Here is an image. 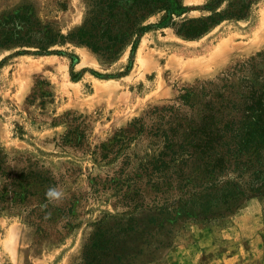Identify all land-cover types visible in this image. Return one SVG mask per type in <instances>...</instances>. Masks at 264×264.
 Segmentation results:
<instances>
[{"label": "rangeland", "instance_id": "1", "mask_svg": "<svg viewBox=\"0 0 264 264\" xmlns=\"http://www.w3.org/2000/svg\"><path fill=\"white\" fill-rule=\"evenodd\" d=\"M177 1L187 12L173 17L175 27L210 15L205 7L214 0ZM23 6L64 37L82 26L90 10L87 0H0V19ZM163 15L147 17L142 25L150 29L130 39L113 60L69 40L42 54L27 45L0 49V150L11 165L31 160L49 169L64 198H71L67 202H74L72 227L55 222L43 234L29 221L31 206L0 210V264H83L95 228L116 225L132 229L122 243L124 264H264V196L223 218H193L181 205L186 198L180 184L194 175L181 177L178 167L167 172L166 185L146 194L142 208L131 211L111 191L96 197L88 186L89 177L104 178L118 164L94 163L88 153L60 144L67 113L85 119L90 152L133 119L169 103L180 89L212 80L264 50V0L246 18L223 20L192 40L160 26ZM37 81L50 85L52 98L44 105L28 104Z\"/></svg>", "mask_w": 264, "mask_h": 264}, {"label": "trees", "instance_id": "2", "mask_svg": "<svg viewBox=\"0 0 264 264\" xmlns=\"http://www.w3.org/2000/svg\"><path fill=\"white\" fill-rule=\"evenodd\" d=\"M87 1L88 17L66 37L43 24L29 6L18 8L0 19V49L27 45L42 54L69 40L113 60L130 39H139L150 29L142 25L147 17L163 12L159 25L175 27L173 17L187 12L177 0ZM258 1L214 0L205 7L210 15L181 20L174 33L196 39L223 20L246 18ZM224 3L225 8L216 12ZM49 86L46 81L35 82L28 104L40 100L44 105L52 98ZM64 123L62 147L88 153L97 164H118L104 178H88L91 194L97 197L111 191L131 211L142 208L146 194L166 185L167 172L178 167L179 176L194 175L192 182L184 178L186 184H180L186 198L181 205L193 218L204 214L223 218L242 202L264 196V50L212 80L180 89L169 103L133 119L90 152L85 119L67 113ZM11 162L14 165L0 150V210L31 206L29 221L41 234L55 222L61 229H70L74 202L46 197L49 187L59 186L54 174L31 160ZM196 180L201 182L197 187ZM131 230L120 225L95 228L83 248V264H124L127 251L122 243Z\"/></svg>", "mask_w": 264, "mask_h": 264}, {"label": "clouds", "instance_id": "3", "mask_svg": "<svg viewBox=\"0 0 264 264\" xmlns=\"http://www.w3.org/2000/svg\"><path fill=\"white\" fill-rule=\"evenodd\" d=\"M64 195L65 193L56 186L49 187L46 192V197L49 201H59L64 198Z\"/></svg>", "mask_w": 264, "mask_h": 264}]
</instances>
